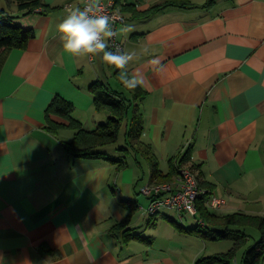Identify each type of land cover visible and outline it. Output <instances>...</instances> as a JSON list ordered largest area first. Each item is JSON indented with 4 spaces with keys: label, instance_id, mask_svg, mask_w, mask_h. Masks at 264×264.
I'll return each instance as SVG.
<instances>
[{
    "label": "crops",
    "instance_id": "crops-1",
    "mask_svg": "<svg viewBox=\"0 0 264 264\" xmlns=\"http://www.w3.org/2000/svg\"><path fill=\"white\" fill-rule=\"evenodd\" d=\"M22 1L30 0H0V21L13 16L35 30L25 49L8 54L0 75V264H196L210 249L220 252L222 241L231 248V240L180 231L168 218L185 225L176 210L145 212L151 199L141 187L151 183V164L127 132L138 103L142 139L163 175L173 159L196 164L213 184L211 197L225 201L213 213L264 215V0H191L197 6L147 17L125 11L118 39L130 59L123 67L103 60L106 49L63 51L65 5L84 0H41L42 11L21 8ZM158 1L119 3L142 12ZM121 72L140 78L138 101ZM94 81L132 103L118 140L101 149L122 158V168L103 157H74L64 146L74 130L46 128L55 96L74 105L85 128L106 122L110 112L97 111L89 91ZM189 149L192 159L181 162ZM131 207L124 229L151 241L125 237L120 224Z\"/></svg>",
    "mask_w": 264,
    "mask_h": 264
},
{
    "label": "trees",
    "instance_id": "trees-1",
    "mask_svg": "<svg viewBox=\"0 0 264 264\" xmlns=\"http://www.w3.org/2000/svg\"><path fill=\"white\" fill-rule=\"evenodd\" d=\"M214 2L215 0H208V2L202 6H207ZM42 5L43 2L41 0L22 1L20 3L21 8L29 7L31 9ZM169 6L190 8L197 5L191 0H160L154 3L149 9L142 12L137 11L130 5H123L121 7L124 12L133 11L135 15L147 17ZM34 36L35 30L33 28L21 25L15 21L13 16H6L0 21V75L8 54L16 48L25 49L29 40ZM128 89L131 91L135 101H138L142 94H144V90L139 84L135 88ZM89 91L93 95L95 109L97 111L107 110L110 112L106 122L99 124L94 129L85 128L83 123L73 115L75 109L74 105L61 96H55L45 110L46 128L50 132H56L58 129L65 127L74 130L75 133L72 140L64 142L66 150L74 157H103L122 168L126 165V162L122 160V158L110 157L101 149L118 140L120 129L123 123L129 118L132 103L122 96L121 93L109 89L102 81H94L89 86ZM130 118L127 137L131 145L135 146L147 156L152 169L151 183H164L177 180L179 178V167L181 163L173 159L171 161V170L163 175L159 169V160L154 154L152 147L144 143L142 139L144 132V116L139 109L138 103L133 104V111ZM127 149L128 148H122L124 151ZM191 155V149H189L181 162L188 163ZM191 167L197 170L200 186L207 190V192L196 201L197 214L195 216L198 220L203 219L205 224L189 227L177 223L173 218H168L180 231L194 235L203 240H231L233 242L229 251L202 256L196 261V264H233L234 256H236L239 250L249 241V235L240 228V226L245 225L257 227L261 231V239L245 252L241 264H264V215L249 214L241 211L227 214L213 213L206 204V200L211 197L213 184L201 178L202 171L200 170V166L193 164ZM122 203L126 207L129 205H137L131 200H122ZM135 210L136 207L129 208L127 219H125L123 224H120L122 227L130 221L132 213ZM123 230L127 239L138 238L142 241H151L149 237L142 236L138 233H132L131 228L124 229L123 227ZM43 249L44 247H41V250Z\"/></svg>",
    "mask_w": 264,
    "mask_h": 264
},
{
    "label": "built area",
    "instance_id": "built-area-1",
    "mask_svg": "<svg viewBox=\"0 0 264 264\" xmlns=\"http://www.w3.org/2000/svg\"><path fill=\"white\" fill-rule=\"evenodd\" d=\"M118 1L95 0L100 14L110 17L113 35L106 37V50H120L125 52V44L118 39V27L121 24H125L127 18ZM87 3H89V0H84V3L79 7L83 8ZM65 8L68 10L69 8H75V6L72 3H67ZM34 10L42 11L44 8L37 6ZM141 192L151 199L149 206L145 210L148 215H157L162 209H174L183 218L184 212L193 216L197 214L196 201L207 190L200 186L197 170L192 168L191 165L181 164L179 167V178L177 180L164 183H148L141 187ZM224 203L225 201L223 199L217 197H209L206 200L209 208L216 209ZM198 222L201 225L205 224L203 219H199Z\"/></svg>",
    "mask_w": 264,
    "mask_h": 264
},
{
    "label": "clouds",
    "instance_id": "clouds-1",
    "mask_svg": "<svg viewBox=\"0 0 264 264\" xmlns=\"http://www.w3.org/2000/svg\"><path fill=\"white\" fill-rule=\"evenodd\" d=\"M58 31L62 34L63 51L73 56L105 50L104 38L113 35L110 17L100 14L95 0H89L83 8H69ZM129 59V54L124 51L103 52V60L108 64L123 67ZM120 79L127 88H135L141 82L139 77H129L123 72Z\"/></svg>",
    "mask_w": 264,
    "mask_h": 264
},
{
    "label": "rangeland",
    "instance_id": "rangeland-1",
    "mask_svg": "<svg viewBox=\"0 0 264 264\" xmlns=\"http://www.w3.org/2000/svg\"><path fill=\"white\" fill-rule=\"evenodd\" d=\"M108 146H112V144H108ZM174 210V209H172ZM170 211V210H169ZM175 211V210H174ZM177 212V211H176ZM178 213V212H177ZM169 214L171 215H174L175 216V213L170 211ZM183 215L185 216L182 220H183V223L186 225V226H189V227H194L196 225H198V218L191 215V214H188L186 212L183 213ZM240 228L242 230H244L248 235H249V241L247 242V244H245V246H243L239 252L236 254V256H234L235 258L233 259V264H241L242 261H243V258L245 256V252L253 245L255 244L257 241H259L261 239V231L257 228V227H254L252 225H245V226H240ZM209 242H214V241H211L209 240ZM224 243H220L221 245L219 246V250L220 252H227L229 251V243H227L226 241H222ZM229 242V241H228ZM208 244V242H207ZM219 244V243H217ZM220 252H217V253H220ZM216 252H214L213 249H210L208 254L207 255H210V254H214Z\"/></svg>",
    "mask_w": 264,
    "mask_h": 264
},
{
    "label": "bare ground",
    "instance_id": "bare-ground-1",
    "mask_svg": "<svg viewBox=\"0 0 264 264\" xmlns=\"http://www.w3.org/2000/svg\"><path fill=\"white\" fill-rule=\"evenodd\" d=\"M183 217H184V215H183Z\"/></svg>",
    "mask_w": 264,
    "mask_h": 264
}]
</instances>
